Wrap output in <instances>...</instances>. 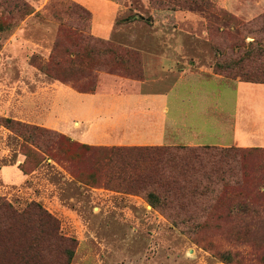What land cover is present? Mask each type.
<instances>
[{"label":"rangeland","instance_id":"374dc122","mask_svg":"<svg viewBox=\"0 0 264 264\" xmlns=\"http://www.w3.org/2000/svg\"><path fill=\"white\" fill-rule=\"evenodd\" d=\"M67 1L86 8L91 18L78 22L75 10L59 0H0V118L30 128L21 137L0 123V169L18 164L29 174L19 185L6 184L0 176V264H64L66 245L45 234L48 215L56 220L63 239L74 240L69 264H264V187L252 174L250 161V172L242 178V163L217 158L221 146H137L167 151L140 162L151 174L162 175L157 177L159 184L129 192L101 182L80 183L70 171L94 177L104 172L92 159L97 155L93 148L101 147L69 142L65 150L73 155L71 161L47 156L54 151L47 147L53 133L68 136L39 123L52 102L43 80L55 79L41 70L34 82L29 79L30 65H46L57 54L65 69L81 71L76 80L80 86L129 91L111 77L143 81L145 71L154 67L145 69L142 37L147 38L145 46L156 45L161 34L176 29L186 46V61L213 60L212 71L230 81V87L223 88L230 98L238 91L262 94L254 95L256 100L245 95L237 101L238 113L251 105L252 113L261 115L264 86H257L258 92L250 84L239 88L235 81L264 82V0H112L127 7L120 25L129 23L128 36L116 39L105 37L113 32L110 19L102 21V35L92 31V15L94 22L101 0H89L88 5ZM245 12L251 18H244ZM77 23L81 32L75 29ZM152 51L160 55L159 48L150 47L147 53L156 55ZM194 81L182 87L196 91L215 86L209 80ZM64 85L74 89L71 83ZM235 103L226 101L232 113ZM54 105L60 108V102ZM260 124L249 127H257L254 147H264V123ZM33 203L40 207H31ZM37 211L43 216L40 221Z\"/></svg>","mask_w":264,"mask_h":264},{"label":"crops","instance_id":"0c3cea01","mask_svg":"<svg viewBox=\"0 0 264 264\" xmlns=\"http://www.w3.org/2000/svg\"><path fill=\"white\" fill-rule=\"evenodd\" d=\"M75 1L88 5L89 0ZM226 1L224 0V2ZM97 3L96 12L99 17L93 22L92 15L93 33L102 35L100 27H105L102 25V21L110 19L109 28L113 32L105 37L116 39L117 36L127 35L126 27L129 23L122 25L119 23L121 17L126 14L127 7L112 0H101ZM249 14V12H245L242 16L251 18ZM145 37H142L141 40L144 44L141 47L145 57L144 66L145 69L148 65L154 69H151L149 73L145 71L143 81L111 77L115 82L127 85L131 89L129 91H99L96 89L93 92L85 93L60 84L56 80L52 82L41 77L42 80L45 78L43 80L46 83L43 89L45 95L52 102L46 107L45 115L40 117L39 123L61 131L80 143L94 146L182 144L188 146L253 147L252 141L257 138L255 131L257 127L253 131H249V127L252 129L255 123L259 124V122L260 125H263L264 113L253 114L254 111L251 107L254 106L251 105H247L246 109L238 113L239 103L237 101L240 96L245 95L256 100L254 95L261 96L262 94L254 93L252 95L238 91L230 98L228 91L223 90L225 86L230 87V81L212 71L213 60L207 57L203 60L199 57L186 61L184 58L186 46L181 41L182 35L178 34L176 29L173 33L169 31V33L161 34L159 36L161 43L156 45L155 42H151L145 46L144 40H147ZM150 47L159 48L160 55L153 51L152 53L156 55L148 54L147 51ZM29 67L31 69L29 79L34 82L38 77L36 74L40 70L31 67V65ZM40 73L42 74V72ZM194 79L209 80L215 86L214 88L207 87L209 90L196 91L186 90L188 87H182L183 83L186 85ZM235 82L238 87L250 84V89H257V86H261L262 90V86H264V83L240 80ZM157 84L165 85L161 88L157 86L158 90L150 89ZM53 86L56 88L55 91ZM231 99L236 100L235 104L238 103L237 110H234L233 113L226 105V101ZM58 102H60V108L54 105ZM56 114L61 117L56 118ZM21 157L18 158L19 162ZM0 171L1 180L9 185H19L29 175L24 174L18 164L5 165Z\"/></svg>","mask_w":264,"mask_h":264},{"label":"trees","instance_id":"16d2710c","mask_svg":"<svg viewBox=\"0 0 264 264\" xmlns=\"http://www.w3.org/2000/svg\"><path fill=\"white\" fill-rule=\"evenodd\" d=\"M62 5L66 4L68 8H71L72 10H75L78 22L80 20V23L89 20L91 18V12H89L86 8L81 7L77 4H74L67 0H59ZM78 24V28H75L78 30V32H81V24ZM111 48L109 44H107ZM121 53H123L126 56H129L132 53L129 50H120ZM81 51L78 50L76 52V56L79 57L81 54ZM67 66H64L62 64V61L57 57V54H55L53 57H51L50 62L46 65H43L41 67H38L39 70H41L45 75L58 80L61 83L67 84L71 83L72 87L79 91V92H93L95 89L91 87L90 84L85 86H80L77 84L78 76H80L81 71L77 69L76 71H69L68 69H65ZM215 72V71H214ZM217 73V72H215ZM220 74V73H217ZM222 75V74H220ZM224 76V75H222ZM245 82H253V83H264L263 81H251V80H240ZM0 123L4 125L6 128H9L13 131H16L19 136L23 137L27 132L30 131V128L20 123L19 121H16L9 117H3L0 118ZM39 134V133H35ZM38 136H36L35 141L37 143ZM69 142H77L82 147H93L89 144L80 143L78 141H73L69 136L63 135V134H56L53 133L51 140H50V146L47 147H53V154H49L48 150H46L45 153H48L47 156L57 155L63 160L71 161L73 155L68 153L67 150H65L66 144ZM101 148H93L94 151L97 152V155L92 157L94 161H96V164L101 166L104 169V172L99 174V176L94 177L92 174L80 170H72L70 171L74 179H76L78 182L83 184H95L96 182H101L103 185L112 187L115 189H122L127 190L129 192H137L141 190L145 185H151V184H159L158 178L161 177V174H151L148 169L141 166L140 162L142 159H153L154 157H163L167 153L165 149H162L160 147H126V146H99ZM204 149V148H203ZM219 150L220 154L218 159L221 158H235L240 163H242V169L243 173L241 176L242 178H245L247 174L250 172L249 167L247 166V161H250L252 163V174L255 176V179L264 187V147H224L222 149H216ZM202 151V150H201ZM26 155L24 156V160ZM212 157V155H210ZM23 160V162H24ZM22 162V163H23ZM244 167V168H243ZM20 170L27 174V172L19 165ZM246 171H245V170ZM251 174V173H250ZM40 207L39 203H33L31 207ZM48 215V214H47ZM36 217L40 220L43 219V216L37 211ZM49 218H51V222H49V228L48 231L45 233L47 236H50L52 240L56 244L64 243L66 245V248L64 249V264H69L72 257H73V239H63L61 234L59 233V228L56 223V220L52 218L50 215H48ZM50 238V239H51Z\"/></svg>","mask_w":264,"mask_h":264}]
</instances>
